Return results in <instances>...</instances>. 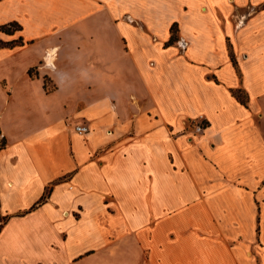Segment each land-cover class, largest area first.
Returning a JSON list of instances; mask_svg holds the SVG:
<instances>
[{
	"label": "crops",
	"instance_id": "0c3cea01",
	"mask_svg": "<svg viewBox=\"0 0 264 264\" xmlns=\"http://www.w3.org/2000/svg\"><path fill=\"white\" fill-rule=\"evenodd\" d=\"M191 2L0 0V264H264V10Z\"/></svg>",
	"mask_w": 264,
	"mask_h": 264
},
{
	"label": "rangeland",
	"instance_id": "374dc122",
	"mask_svg": "<svg viewBox=\"0 0 264 264\" xmlns=\"http://www.w3.org/2000/svg\"><path fill=\"white\" fill-rule=\"evenodd\" d=\"M149 2H156L158 0H148ZM194 7L190 12L194 13V18H197L199 16V11L201 7H206L209 0H191ZM224 3H227L229 6L233 7L232 12L230 13L229 17L233 21H238V24L242 25L243 22L246 21V19L255 13H260L264 10V0H220ZM240 3H243V5H240ZM196 15V16H195ZM134 17H131L130 15H126L125 20H127L130 23L136 24V20L133 19ZM137 25V24H136ZM171 39H176L173 43L178 42L179 39V27L178 25H173L170 29ZM5 41H7V38H4ZM169 41V44H170ZM48 86L50 88H53L51 85L50 80L48 81Z\"/></svg>",
	"mask_w": 264,
	"mask_h": 264
},
{
	"label": "trees",
	"instance_id": "16d2710c",
	"mask_svg": "<svg viewBox=\"0 0 264 264\" xmlns=\"http://www.w3.org/2000/svg\"><path fill=\"white\" fill-rule=\"evenodd\" d=\"M22 30V27L17 22H12L5 25H0V34H5L8 36H14L17 32H20ZM176 41V39H171L170 43H173ZM17 45H22L21 40H15L11 42H4L0 39V48H6V47H13ZM48 79H45V89L48 92H51L53 89L48 88ZM233 95L239 100V102L243 105H247V96L246 94L241 90H235L233 91Z\"/></svg>",
	"mask_w": 264,
	"mask_h": 264
},
{
	"label": "built area",
	"instance_id": "2783aa9c",
	"mask_svg": "<svg viewBox=\"0 0 264 264\" xmlns=\"http://www.w3.org/2000/svg\"><path fill=\"white\" fill-rule=\"evenodd\" d=\"M200 119H196L193 124V129L200 133L204 130V123L200 120H203L202 117H199ZM75 132L79 135L85 136L90 132V128L86 125H76L75 126Z\"/></svg>",
	"mask_w": 264,
	"mask_h": 264
},
{
	"label": "bare ground",
	"instance_id": "6f19581e",
	"mask_svg": "<svg viewBox=\"0 0 264 264\" xmlns=\"http://www.w3.org/2000/svg\"><path fill=\"white\" fill-rule=\"evenodd\" d=\"M54 54H55V51H51V52H50V55H51V56L49 55V57H48V59H47V61H48V62H50V63H51V61H52V59H53V56H54Z\"/></svg>",
	"mask_w": 264,
	"mask_h": 264
}]
</instances>
